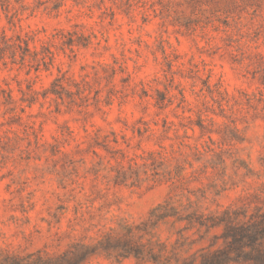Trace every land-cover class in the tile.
<instances>
[{
  "label": "rangeland",
  "instance_id": "obj_1",
  "mask_svg": "<svg viewBox=\"0 0 264 264\" xmlns=\"http://www.w3.org/2000/svg\"><path fill=\"white\" fill-rule=\"evenodd\" d=\"M0 264H264V0H0Z\"/></svg>",
  "mask_w": 264,
  "mask_h": 264
}]
</instances>
